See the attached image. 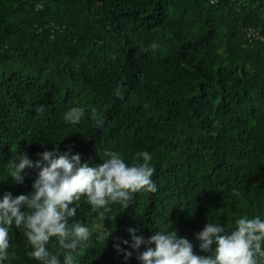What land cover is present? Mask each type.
Wrapping results in <instances>:
<instances>
[{
	"label": "trees",
	"instance_id": "16d2710c",
	"mask_svg": "<svg viewBox=\"0 0 264 264\" xmlns=\"http://www.w3.org/2000/svg\"><path fill=\"white\" fill-rule=\"evenodd\" d=\"M73 106L86 111L78 125L63 119ZM57 146L92 164L146 150L156 168L159 191L114 205L113 236L94 234L80 264H140L129 228L148 239L173 225L205 254L207 220L264 218V0H0V198L31 192L38 175L14 183L12 157ZM89 207L76 219L102 223ZM28 250L13 227L5 264H38Z\"/></svg>",
	"mask_w": 264,
	"mask_h": 264
},
{
	"label": "clouds",
	"instance_id": "9594fccd",
	"mask_svg": "<svg viewBox=\"0 0 264 264\" xmlns=\"http://www.w3.org/2000/svg\"><path fill=\"white\" fill-rule=\"evenodd\" d=\"M150 47H159L152 42ZM123 86L116 89V96H123ZM86 111L81 106L69 108L63 119L71 125L84 120ZM96 127L104 121L95 115ZM41 159L33 162L27 153H17L4 165L14 183H23L25 170L35 168L37 178L29 193L13 196L5 193L0 198V264H5L15 254L10 253L11 230L23 232L29 250L26 255L38 264H80L78 254L88 247L95 234L96 241L105 246L113 236V226L105 227V220L114 205L127 209L140 192L159 191L153 176V155L149 151L135 154L131 162L119 151L105 150L101 163L82 162L80 154L72 150L61 153L58 146L44 151ZM89 205V213L102 223H86L76 219L80 202ZM130 247L138 252L140 264H264V218L242 216L234 226L209 221L196 239L200 252L193 244L171 228L155 227V234L145 239L137 229L129 228ZM128 245L129 241H122ZM141 246L146 250L140 251ZM114 247L127 260L132 252L119 244ZM54 249V250H53Z\"/></svg>",
	"mask_w": 264,
	"mask_h": 264
}]
</instances>
